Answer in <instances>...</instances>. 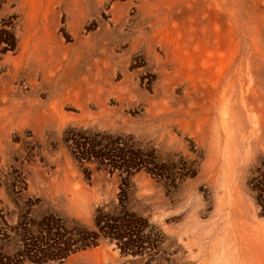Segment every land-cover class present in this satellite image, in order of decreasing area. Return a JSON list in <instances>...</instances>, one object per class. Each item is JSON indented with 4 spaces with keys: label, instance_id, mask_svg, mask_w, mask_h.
<instances>
[{
    "label": "rangeland",
    "instance_id": "374dc122",
    "mask_svg": "<svg viewBox=\"0 0 264 264\" xmlns=\"http://www.w3.org/2000/svg\"><path fill=\"white\" fill-rule=\"evenodd\" d=\"M98 220L18 264H264V0H0V264Z\"/></svg>",
    "mask_w": 264,
    "mask_h": 264
},
{
    "label": "trees",
    "instance_id": "16d2710c",
    "mask_svg": "<svg viewBox=\"0 0 264 264\" xmlns=\"http://www.w3.org/2000/svg\"><path fill=\"white\" fill-rule=\"evenodd\" d=\"M107 220V219H106ZM102 225H100V223ZM136 225H124V224H110L107 221L98 220L97 227L98 231H88L84 230L78 239L65 238L63 239L59 233L54 234H41L45 233V230L39 235V248L34 249L33 255H23L20 253L16 254V259L14 262L9 261L7 264H18L25 258H29L34 261H45L53 259H61L67 255L82 249H86L98 244L99 238L105 237L109 241H115L118 245L120 251L124 254L131 253L133 255L141 252L142 245L141 241L129 239L128 241H123L125 236L130 237L136 231ZM36 256V257H35Z\"/></svg>",
    "mask_w": 264,
    "mask_h": 264
}]
</instances>
